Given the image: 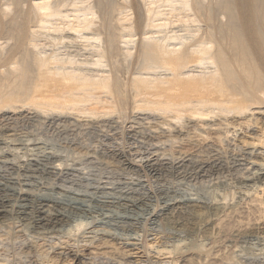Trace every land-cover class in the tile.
Here are the masks:
<instances>
[{"label": "bare ground", "instance_id": "6f19581e", "mask_svg": "<svg viewBox=\"0 0 264 264\" xmlns=\"http://www.w3.org/2000/svg\"><path fill=\"white\" fill-rule=\"evenodd\" d=\"M116 1L0 0V221L18 217L40 231L69 223L75 214L100 212L101 222L115 223L131 221L147 204L146 197L131 194L86 199L46 183L45 177L70 168L61 162L62 154L48 148L50 143L16 132L14 121L23 114L55 121L69 112L97 116L115 107L122 112L130 104L165 114L169 136L187 135L179 127L184 118L197 121L198 136L210 142L223 135L217 120L240 116L246 118L240 126L249 128L255 121L247 117L264 108V0H119L120 8ZM43 31L95 42L88 48L97 69L84 70L81 62L73 66L72 57L56 52L44 55L38 42ZM130 67L133 76L126 79L122 75ZM257 141L264 145V133ZM254 142L245 151L216 148L198 159L155 156L143 165L124 152L116 155L158 178H205L217 188L228 187L233 176L240 186L261 189L264 150L253 148ZM207 190L164 200L152 216L186 229L195 241L212 240L204 248L194 245L193 254L198 264H217L223 240L264 236V208L250 198L247 207L240 200L213 199Z\"/></svg>", "mask_w": 264, "mask_h": 264}, {"label": "rangeland", "instance_id": "374dc122", "mask_svg": "<svg viewBox=\"0 0 264 264\" xmlns=\"http://www.w3.org/2000/svg\"><path fill=\"white\" fill-rule=\"evenodd\" d=\"M117 1L115 4L119 3V0ZM122 5L123 3H120L116 6L120 8ZM57 34L53 31H43L39 34L38 42L43 43L41 52L46 51L44 55L51 56L56 52L59 57H66L64 59H68V56L72 57L75 61L70 64L73 66L81 62L85 66L81 64L80 68L94 69L93 62L96 56L88 48L90 47L88 41L85 42L86 40L78 36L71 39L68 36L61 38L60 34ZM93 43L95 42L89 44ZM95 67L97 69L96 65ZM131 69L133 68L126 70L123 73L125 75L122 76L127 77L126 79L130 74L133 76ZM116 109L115 107V110L111 109L112 112L109 110V113L105 114L98 112V117L87 115L88 113L85 112L83 114L69 112L55 121H45L43 118L34 121L23 114L24 116L14 121V125H18L16 132L19 130V134L23 133L22 135L26 136L27 133L28 136L29 133L30 138L33 136L43 139L47 145L50 143L48 146L51 147L47 146L49 149L52 148L53 152L62 154L61 162L69 167L70 171L57 177H45L44 181L52 187H59L70 195L80 194L86 199L90 196L100 198L102 195L119 197L130 194L146 197L145 209L131 221L115 223L105 220L101 222L103 215L100 212H94L93 215L75 214L73 221L69 223L40 231L28 227L18 217L0 221V264H198V259L196 260L193 254L194 245L201 243L204 248L212 245V240L200 237L195 241L186 229L173 227L161 219L154 218L153 209H159L160 204L167 199L199 196L198 194L204 189H208V196L213 199L219 196L228 201L240 200L246 207L248 205H245L246 202L253 199L258 203L261 202L259 204H262V209L264 208V188L252 189L240 186L233 176L230 177L232 182L227 185L228 187L224 185L213 188L207 185L209 181L205 178L183 179L176 176L158 178L145 166L126 165L116 155L117 152H124L137 164L143 165L146 159L155 156L174 159L188 155L198 159L216 148L224 153H229L231 150L245 151L248 142L253 140L255 142L252 146L257 145L253 148L264 150V145L258 144L257 141L264 133L261 128L264 126V112H260L264 108L255 109L252 111V117H247L254 118L256 122L249 123L251 125L249 128L245 127L246 124L240 126L246 119L240 116L217 120L223 123V135L216 134L217 137L220 135V139H211L210 142L207 140L205 142L198 136L200 130L196 127L201 123L197 121L191 122L184 118L179 127L185 132L187 130L189 134L169 136V132H166L165 114L145 109L140 111L130 104L125 111ZM234 123H238V127L237 125L233 127ZM246 189L248 192L251 190L249 197L245 195ZM253 215L251 214L252 217L257 214ZM258 235L254 234L246 239H231V241L223 238L217 248L220 249L217 251L219 253L217 264H264V236Z\"/></svg>", "mask_w": 264, "mask_h": 264}]
</instances>
